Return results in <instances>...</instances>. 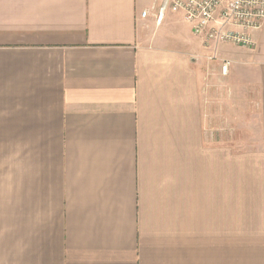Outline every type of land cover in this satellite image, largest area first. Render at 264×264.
Here are the masks:
<instances>
[{"label":"crops","instance_id":"1","mask_svg":"<svg viewBox=\"0 0 264 264\" xmlns=\"http://www.w3.org/2000/svg\"><path fill=\"white\" fill-rule=\"evenodd\" d=\"M163 2L0 0V264H264L228 153L229 117L264 147V26L206 46Z\"/></svg>","mask_w":264,"mask_h":264},{"label":"built area","instance_id":"2","mask_svg":"<svg viewBox=\"0 0 264 264\" xmlns=\"http://www.w3.org/2000/svg\"><path fill=\"white\" fill-rule=\"evenodd\" d=\"M167 13L182 14L197 37H204L206 46L232 44L251 49L254 34L264 26V0H164L158 9L157 24ZM148 13L143 12L146 17ZM229 62L222 74L227 75Z\"/></svg>","mask_w":264,"mask_h":264},{"label":"rangeland","instance_id":"3","mask_svg":"<svg viewBox=\"0 0 264 264\" xmlns=\"http://www.w3.org/2000/svg\"><path fill=\"white\" fill-rule=\"evenodd\" d=\"M244 118L229 117L228 126V141H229V195L234 192H259L260 197L252 196V198H244L242 204L244 205V214L240 210V201L237 198L239 193H235L236 199L230 200L229 198V209H237L230 217L229 221L232 220H263L264 219V205L261 203V199L264 202V147L261 143V147L247 148V147H234L236 140L240 141L237 144H242L244 137L250 139V132L245 133V126L241 124ZM256 127H254L255 129ZM263 125H260V140L264 139ZM250 130V127L249 129ZM254 136H256L254 134ZM245 138V139H246ZM246 142V141H245ZM244 144V143H243ZM253 156V157H252ZM251 186L254 187L253 190ZM249 199V200H248ZM232 202V203H231ZM247 202L249 205H256L255 210L253 208L247 209ZM236 203L238 206H235ZM237 207V208H236ZM258 207V208H257ZM240 211V212H237Z\"/></svg>","mask_w":264,"mask_h":264}]
</instances>
